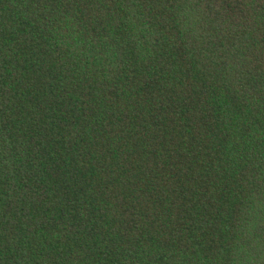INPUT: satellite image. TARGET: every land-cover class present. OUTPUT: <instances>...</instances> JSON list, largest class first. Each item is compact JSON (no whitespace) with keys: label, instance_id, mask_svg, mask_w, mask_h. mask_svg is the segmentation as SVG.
<instances>
[{"label":"trees","instance_id":"1","mask_svg":"<svg viewBox=\"0 0 264 264\" xmlns=\"http://www.w3.org/2000/svg\"><path fill=\"white\" fill-rule=\"evenodd\" d=\"M0 264H264V0H0Z\"/></svg>","mask_w":264,"mask_h":264}]
</instances>
